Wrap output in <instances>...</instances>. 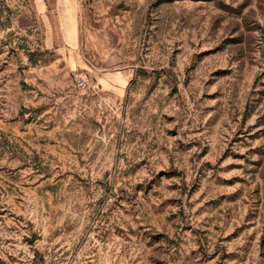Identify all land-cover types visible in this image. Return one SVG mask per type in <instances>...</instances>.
<instances>
[{
	"label": "rangeland",
	"instance_id": "obj_1",
	"mask_svg": "<svg viewBox=\"0 0 264 264\" xmlns=\"http://www.w3.org/2000/svg\"><path fill=\"white\" fill-rule=\"evenodd\" d=\"M0 264H264V0H0Z\"/></svg>",
	"mask_w": 264,
	"mask_h": 264
},
{
	"label": "water",
	"instance_id": "obj_2",
	"mask_svg": "<svg viewBox=\"0 0 264 264\" xmlns=\"http://www.w3.org/2000/svg\"><path fill=\"white\" fill-rule=\"evenodd\" d=\"M35 240H36V236H33L32 239L29 240V242L34 243Z\"/></svg>",
	"mask_w": 264,
	"mask_h": 264
}]
</instances>
